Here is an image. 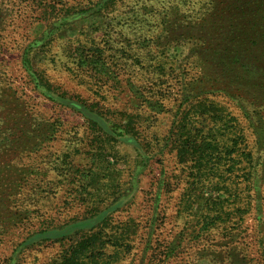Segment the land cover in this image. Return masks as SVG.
Here are the masks:
<instances>
[{
    "label": "rangeland",
    "instance_id": "rangeland-1",
    "mask_svg": "<svg viewBox=\"0 0 264 264\" xmlns=\"http://www.w3.org/2000/svg\"><path fill=\"white\" fill-rule=\"evenodd\" d=\"M217 1L0 0V264H264V0Z\"/></svg>",
    "mask_w": 264,
    "mask_h": 264
},
{
    "label": "trees",
    "instance_id": "trees-1",
    "mask_svg": "<svg viewBox=\"0 0 264 264\" xmlns=\"http://www.w3.org/2000/svg\"><path fill=\"white\" fill-rule=\"evenodd\" d=\"M229 1H233V0H229ZM217 3H218L217 5H221L222 0L217 1ZM235 9L240 10L238 8H235ZM219 19L224 21L226 23V26H221L217 30H219V31L224 30L223 32H225L224 34L226 37H228V40L230 39L232 42H234V41L238 42L241 40V38L244 40L247 33L245 31L246 25H245V23H243L244 18L242 16L240 18H238V14L235 12L231 16H230V14L229 15H223L222 14ZM242 45H243V43L238 44V45L225 43V44L221 45V49L223 50V53H239L238 50H239L240 46H242ZM102 56L103 55L92 57L91 63H90V65H93V66L96 65L97 67H95V68L98 69L100 73H102L101 69H103V67L105 66V61H103ZM226 66L228 67L227 63H226ZM232 72L235 73L234 70L231 69L230 67L227 70L222 71L220 76L222 78H225V79H221L219 77V79H221V81L223 82L222 84H224V81L228 78L227 75L232 73ZM210 75H211V77L208 78L209 74H206L207 81L208 80L209 81H211V80L219 81L218 77L215 76L214 73H211ZM232 76H233V79H232V82H230V84H232L233 89L237 88V90L240 91L241 87H238V86L243 84V81H240V79L243 78L242 73H240V72L235 73V74H232ZM215 77H216V79H214ZM249 80H251V79H249ZM233 81L235 82V84L237 86L233 83ZM197 84L198 83H196V85ZM196 88H197L196 86L193 88V91H192V93H190V95L195 93ZM208 92H211V91H208ZM229 94H231V96H235L236 92L233 90H229ZM190 95L186 94L182 97V99H184L186 103L193 102L192 98L190 99ZM70 105H72L75 109L79 110L80 112H84V109L82 107H80L79 105H77L76 103L75 104L70 103ZM187 108L189 110V106ZM187 108L185 109V112L187 111ZM186 122L187 121L185 119H181V121L179 122V124L177 126L176 135H177L178 139L184 137V134L186 132L185 128L187 127ZM126 141L130 144L137 145L138 147L140 145L139 141L135 138H132V137L126 139ZM181 144H182L180 147L181 149L180 148L178 149V155L181 158V161L183 160L182 162L186 163L187 161H190L189 160L190 158H193L192 162L196 163L197 167L199 166V157H198L199 149H200V151L202 150L203 153H206L207 148L210 146V143H204L203 145H201V147H199V146L195 145L194 142L188 137ZM208 210L210 212H213L214 208L210 207ZM205 219L211 221L212 223H215L217 219H220V217L217 213H214V214L206 217ZM207 220L203 221L205 223V224H203L204 226H206ZM87 239H89V238H87ZM87 239H84L81 243H77L74 246H70L71 254H69L70 255L69 257L66 256L65 260H63V262L61 264H68V260L72 261L75 256L78 257V256H80V254L84 253V251H85L84 248H86L88 246L85 243L87 241Z\"/></svg>",
    "mask_w": 264,
    "mask_h": 264
}]
</instances>
